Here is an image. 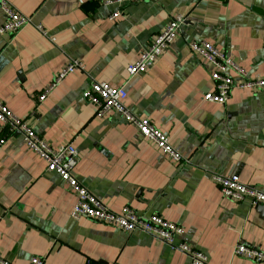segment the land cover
<instances>
[{
  "label": "crops",
  "instance_id": "obj_1",
  "mask_svg": "<svg viewBox=\"0 0 264 264\" xmlns=\"http://www.w3.org/2000/svg\"><path fill=\"white\" fill-rule=\"evenodd\" d=\"M31 24L0 34V103L52 147L71 144V173L111 212L129 207L183 229L176 243L210 264H264L233 256L240 241L264 253V206L224 198L212 176L235 175L264 192V90L233 88L224 105L203 95L213 86L208 63L190 42L229 54L235 80L264 79V0H143L110 20L93 0H7ZM180 33L146 72L134 64L166 24ZM0 13V27L3 23ZM42 26L51 42L35 28ZM71 60L67 75L38 97ZM126 92L124 105L167 135L173 163L115 113L97 115L83 96L89 84ZM76 198L44 161L12 135L0 148V264H190L152 236L69 217Z\"/></svg>",
  "mask_w": 264,
  "mask_h": 264
},
{
  "label": "built area",
  "instance_id": "obj_2",
  "mask_svg": "<svg viewBox=\"0 0 264 264\" xmlns=\"http://www.w3.org/2000/svg\"><path fill=\"white\" fill-rule=\"evenodd\" d=\"M143 0H93L96 4L105 7H112L113 11L110 20L117 19L122 14V9L128 5L142 2ZM0 13L3 15V23L0 27V34H16L25 26L31 24V20L18 12L7 0H0ZM182 21L179 18L169 21L162 31L155 36L153 41L141 51L136 62L127 67L129 76H134L147 71L149 66L170 47L180 33ZM35 28L43 37H48L46 30L40 25ZM264 32V18L262 20ZM51 42L54 38L48 37ZM190 51L202 57L209 66L210 78L213 82L211 90L203 95L202 100L209 104L224 105L229 99L233 88L264 90V79L235 80L231 77L230 71H238L233 64L229 54L220 52L207 42H190ZM262 50L264 51V37L262 39ZM83 66L78 60L69 61L65 67L55 76L52 84L43 90L38 97L42 102L49 95L52 88L60 83L67 75L75 71H82ZM87 102L94 108L97 115L107 113L118 114L122 120L132 125L140 135L152 142L159 152L173 163H179L181 157L170 145L169 138L163 132L157 130L145 117L134 116L124 105L126 92L122 88H114L106 83L92 81L84 95ZM20 136L27 151L40 157L47 172L58 175L61 181L67 186L76 198L69 217L73 220L87 219L99 224L119 229L130 233L140 231L152 236L154 239L164 243L173 252H179L185 256L190 264H210L208 257L191 247L185 242L176 243L175 239L183 235V229L170 223L156 214L149 216L137 215L129 207H123L118 213L109 211L100 199L95 197L84 188L72 175L71 171L77 164V152L71 144L52 147L40 139L33 129L25 121L17 118L2 103H0V148L6 143L9 136ZM213 182L218 186L220 193L225 199L238 203L248 200L252 206H264V192L245 185L235 175L212 176ZM233 256L241 257L257 263H264V253L253 246H247L238 241L233 249ZM28 264H43V260L32 257Z\"/></svg>",
  "mask_w": 264,
  "mask_h": 264
},
{
  "label": "water",
  "instance_id": "obj_3",
  "mask_svg": "<svg viewBox=\"0 0 264 264\" xmlns=\"http://www.w3.org/2000/svg\"><path fill=\"white\" fill-rule=\"evenodd\" d=\"M3 64H1V59H0V69H1V66H2Z\"/></svg>",
  "mask_w": 264,
  "mask_h": 264
}]
</instances>
